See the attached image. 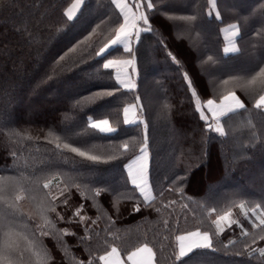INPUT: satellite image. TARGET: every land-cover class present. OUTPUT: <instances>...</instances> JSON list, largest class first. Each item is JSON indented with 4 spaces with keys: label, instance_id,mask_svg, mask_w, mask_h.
<instances>
[{
    "label": "trees",
    "instance_id": "1",
    "mask_svg": "<svg viewBox=\"0 0 264 264\" xmlns=\"http://www.w3.org/2000/svg\"><path fill=\"white\" fill-rule=\"evenodd\" d=\"M128 2L131 5L134 0ZM70 3L4 0L0 4V169H11L0 174L59 173L66 183L81 186L79 191L70 187L57 202V212L64 216L57 228H67L75 235L65 236L63 241L43 238L52 264H75L72 257L87 264L112 246L126 259L129 252L145 243L156 253L155 264H182L175 259L176 237L197 230L209 232L212 248L194 250L182 258L188 264H261L258 253L251 257L236 254L244 250L245 243H251V237H242L236 225L226 226L217 235L211 222L229 208L237 210L233 202L264 206V110L253 107L258 95L235 89L246 110L221 118L226 133L221 137L200 119L191 90L167 52L183 63L202 103L210 98L219 101L233 87L231 82L223 85V80L245 75L256 61L264 59V0H218L219 19L215 13L208 15V0H153L152 10L141 9L153 30L141 31L138 39H132L131 54L121 48L122 55L108 56H134V89L120 86L113 70L103 68L106 61L95 56L105 37L122 22L119 9L110 0H87L85 18L64 28L63 12ZM192 15L197 17L195 21L180 19ZM233 23L241 27L242 39L236 44L241 51L225 54L224 48L232 47V40L222 29ZM86 24H100L89 42H97L94 48L81 46L83 51L78 49L73 57L77 63L66 61L62 74L44 82L59 56L87 34ZM137 25L146 27L142 21ZM208 56L214 58L213 63L207 62ZM31 66L36 68L34 72ZM115 89L119 91L114 96L85 100L97 92ZM137 97L138 108H143H137L138 120L147 124V178L155 197L147 204L125 170L126 163L140 153L145 136L143 124L123 123V108L137 104ZM78 100L82 101L79 105ZM99 118L108 119L117 131L106 135L91 129L89 120ZM12 130L28 133L32 139L10 138ZM49 130L54 135H48ZM55 136L61 143L98 156L99 161L56 149ZM124 143L129 144L127 151ZM12 151L16 152L15 159ZM97 189L101 194L92 199ZM65 198L67 205L60 203ZM170 201L176 203L163 207ZM81 204V215L89 217L83 224L79 217H73ZM137 206L139 212L134 211ZM213 207L217 213L209 217L208 210ZM21 208L35 216L31 201H23ZM50 215L55 219L54 213ZM70 218L76 222L68 223ZM235 219L250 233L259 234L242 215ZM28 224L32 226L33 221ZM86 227L91 239L81 242L79 237L85 235ZM233 240L236 243H229ZM253 247H264V241ZM93 264L101 261L94 259Z\"/></svg>",
    "mask_w": 264,
    "mask_h": 264
},
{
    "label": "snow or ice",
    "instance_id": "2",
    "mask_svg": "<svg viewBox=\"0 0 264 264\" xmlns=\"http://www.w3.org/2000/svg\"><path fill=\"white\" fill-rule=\"evenodd\" d=\"M4 0H0V4H3ZM110 3L119 9L120 16L122 17V22L118 23V27L111 30V33L105 37L102 46L95 51V56L100 57L106 62L103 63L104 69H114L115 70V80L118 83L123 84V87L128 89H134L136 85L129 79L128 83H124L121 80V70L126 69V67L131 66L133 71H135V59L127 58H116L108 59L110 55L121 54V48L123 53H132V48L130 47L131 40L133 38H139L141 31L151 32L153 29L149 24L148 16L144 11H141L143 7L148 10L154 8L153 0H146L145 3H141L140 0H134L130 5L127 0H110ZM86 5L87 0H71L69 6L63 12L65 18L64 28L80 21L86 16ZM209 12L208 15H213L215 13V18H220V13L216 11L218 0H208ZM133 8L136 10L133 12ZM138 13V14H137ZM180 19L185 21H195L197 17L195 15L181 17ZM138 21H142L146 27L140 28L137 25ZM104 23V21H101ZM64 28L59 29L63 31ZM100 24H96L92 27L90 24H86L84 30L87 32L82 39H77L75 43L70 45L67 50L60 55L55 61L50 69V73L46 76L44 82L56 78L58 75L62 74L64 71V63L71 60L72 63H77L73 58L74 54L77 53L78 49L83 51V45H87L89 48H94L95 43L92 42V37L97 34ZM222 31H230L232 35V47H225L224 53L229 52L239 53L241 49L236 46L237 40L242 39L241 27L240 25L233 23L229 25L228 29H222ZM167 56L171 58L172 63L176 66V71L182 74V78L187 82V88L191 90V97L195 101V110L199 113V117L205 122L207 129L217 133L219 136H225V128L221 121V118L228 117L230 114L239 113L241 110H246L244 102L236 94L235 89L239 88L241 91L246 93H251L258 95L255 99L253 107L257 110H264V59L256 61L247 71L245 75L242 76H231L228 80H223L221 83L223 85H228L230 82L233 87L228 90L226 94L219 98V103L216 99H207L206 102L201 101L200 95L197 89L193 86V80L189 77L188 72L185 70L183 63L177 59L172 52H167ZM208 63H213L214 58L212 56L207 57ZM114 91H104L97 92L93 97H85V100L92 102L96 98L102 96L111 97L115 95ZM137 104L129 105L123 108L124 119L123 123L125 125H137L143 124L145 136L143 144L140 147L141 156L136 157L127 167L128 175L131 178V183L139 189L144 200L147 202L150 200V188L146 174V166L142 165V174L138 177L133 172V166L137 161L147 158V124L142 120L138 119H128L129 108H138L140 97L136 98ZM77 105L82 103L78 100ZM170 107V106H169ZM139 111L143 108L140 106ZM210 113L211 115H207ZM88 125L91 129L98 131L99 134L110 135L117 131L116 128L110 126L108 119H90ZM48 135H54V133L49 130ZM9 137H22L23 139L31 140L32 137L28 133L22 134L18 130H12L9 132ZM37 139H39L37 137ZM47 139V136L45 137ZM55 147L58 150H68L75 153L77 156L86 158L89 161L97 162L99 157L89 154V152L82 150L80 147H74L71 143L63 142L61 143V138L55 136ZM52 143L51 140L48 141ZM123 149L127 151L129 149V144L124 143L122 145ZM13 158H16V152H10ZM11 171L7 167L5 169H0V172ZM55 181V184L53 183ZM70 187H75L77 191L80 190L81 186L79 184L66 183L61 174L59 173H49L42 176H28L23 172H18L15 175H4L0 174V264H52L53 257L43 243V238L54 237L58 241H63L65 236H73L75 233L69 231L67 228L59 229L57 228V222L64 221V216L57 212L58 201L60 197L65 196L66 192L70 191ZM170 191L172 189H169ZM177 191L183 193L182 188H177ZM101 191L95 190L92 194V199L100 196ZM82 197L85 194L81 193ZM162 196L163 193H160ZM87 198V197H85ZM155 199V197H151ZM25 200H29L34 205L35 216L31 212H24L21 208V203ZM60 203L67 205L68 198L60 201ZM176 201H170L168 204L163 205V207L168 208L174 205ZM83 204L78 207L74 213L73 217H79V223L83 224L89 217L81 215L83 210ZM187 207V205H184ZM232 207L239 208L243 219L246 220L253 230H258L259 234L254 235L250 233L244 224L241 223L239 219H233V211L229 208L227 211H223L222 214H217L216 219L212 220V224L216 227V234L219 235L225 231L224 225L226 224L228 228L232 225H236L241 230L242 237H251V243L244 244V250L242 252H237V255H248L249 257L258 253L261 259V264H264V247H253L258 241H264V206L260 203H256L252 206H246L244 201L239 203L233 202ZM135 212H139V206L134 208ZM155 211L159 212L160 209L157 208ZM54 213L55 219L50 215ZM213 213H217V208L213 207L208 210V216L210 217ZM106 215V213H105ZM99 219V217L97 218ZM108 220L114 224L111 217ZM28 221H33L32 226L28 224ZM76 222L73 219H69L68 223ZM93 224L96 220L92 221ZM167 225V220L164 221ZM85 235L79 237L81 242L85 240H90L91 236L88 234L89 229L85 228ZM111 235V233H109ZM99 235V233H97ZM177 241H180L179 252L175 255L177 261H181L182 264H188L187 260L182 258L189 257V254L193 253L194 250H203L212 248V238L208 231L201 232L199 230L189 232L187 235H179L176 237ZM185 240H191V243L186 247L183 243ZM107 243V241H104ZM229 243H236L235 240ZM227 248L228 245H225ZM66 251V245L64 246ZM146 253L147 255L142 259L140 264H154L156 253L153 251L148 244H143L141 247L136 248L127 254V260L132 262V264H137L136 258L138 254ZM115 257V259H111ZM75 264H85L84 261L78 260L75 257L71 258ZM98 259L102 261L103 264H124V260L121 259V253L117 247L112 246L110 251H107L104 255L98 258L92 257L87 261V264H93V260Z\"/></svg>",
    "mask_w": 264,
    "mask_h": 264
},
{
    "label": "crops",
    "instance_id": "3",
    "mask_svg": "<svg viewBox=\"0 0 264 264\" xmlns=\"http://www.w3.org/2000/svg\"><path fill=\"white\" fill-rule=\"evenodd\" d=\"M127 2H128V0H127ZM129 3V2H128ZM133 12H134V10H133ZM226 32V31H225ZM131 44H132V40H131ZM131 44H130V47H131ZM229 48H231V47H229ZM113 70V73H114V77H115V70L114 69H112ZM129 70H131V67H130V69ZM129 70H121V80L124 82V83H128L129 82V79L131 80V82L132 83H134V80H133V78L131 77V72L129 73ZM118 83V82H117ZM120 86H122L123 87V84H121V83H118ZM124 89H128V88H125V87H123ZM207 112V111H206ZM208 114H210V113H208ZM211 115V114H210ZM137 116H138V113H137V108H129V112H128V119L129 120H132V119H138L137 118ZM139 155V154H138ZM138 155L137 156H135L134 158H132L129 162H127L126 163V165H125V170H126V172H127V175H128V165L134 160V159H136V157H138ZM142 165H144V166H146V174H147V170H148V158H146V159H142V160H139V161H137V163L133 166V172H134V174H136L138 177L142 174V169H141V166ZM128 177H129V175H128ZM148 179V178H147ZM129 180L131 181V178L129 177ZM149 183V182H148ZM133 185V184H132ZM134 186V185H133ZM136 188V187H135ZM149 188H150V192H149V195H150V200L148 201V202H150L152 199H151V197H153V194H152V191H151V187H150V185H149ZM137 189V188H136ZM137 191L139 192V194L141 195V193H140V191H139V189H137ZM142 196V195H141ZM143 197V196H142ZM143 199H144V197H143ZM190 243H191V240H190ZM147 254L146 253H141V254H138V256L136 257V258H134V259H136V261H137V264H140V262L142 261V259L146 256ZM111 259H115V257H113V258H111ZM121 259H123L122 257H121ZM124 260V264H132V262H130V261H128L127 260V258L126 259H123ZM101 264H103V262L101 261ZM154 264H155V262H154Z\"/></svg>",
    "mask_w": 264,
    "mask_h": 264
},
{
    "label": "rangeland",
    "instance_id": "4",
    "mask_svg": "<svg viewBox=\"0 0 264 264\" xmlns=\"http://www.w3.org/2000/svg\"><path fill=\"white\" fill-rule=\"evenodd\" d=\"M225 34H226V37L229 39V40H232L233 38H232V35H231V32L230 31H226L225 32ZM231 53V52H230ZM17 63H14L13 65H14V67H15V65H16ZM14 67H12L13 69H14ZM130 67L131 66H128V67H126V69H122V70H129L130 69ZM31 68V72H34L35 70H36V68L35 67H30ZM131 72V70H129V73ZM217 103H219V101H217ZM208 114V113H207ZM209 116H210V114H208ZM137 118L139 119V116H137ZM142 154H141V152L139 153V155L138 156H141ZM152 191V190H151ZM238 214H239V216H241V213H240V210H239V208L237 209V210H235V211H233V219H235L237 216H238ZM227 225L225 224L224 225V228L226 227ZM181 235H187V233H183V234H181ZM181 242L180 241H177V254H178V252H179V244H180ZM183 243H184V245L187 247L189 244H190V240H185V241H183Z\"/></svg>",
    "mask_w": 264,
    "mask_h": 264
}]
</instances>
